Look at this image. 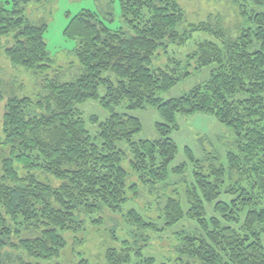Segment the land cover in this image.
Wrapping results in <instances>:
<instances>
[{"label": "trees", "instance_id": "obj_1", "mask_svg": "<svg viewBox=\"0 0 264 264\" xmlns=\"http://www.w3.org/2000/svg\"><path fill=\"white\" fill-rule=\"evenodd\" d=\"M31 1H0V48L11 37L7 59L38 83L33 98L0 86V264H62L53 262L68 247L64 234H80L86 218L103 210L122 212L140 197L139 182L150 194L168 196L157 198H166L164 206L155 202L163 225L129 209L123 218L133 241L109 248L105 264H264V0H232L242 20L235 34L209 21L188 25L177 0H118L127 30L113 31L101 14L83 10L64 30L77 41L79 69L63 76L52 73L47 24L25 16ZM195 32L211 38L187 57L197 69L212 67L210 78L163 100L160 94L191 72L181 62L152 69L153 61ZM90 100L111 112L96 136L80 109ZM124 103L128 110L157 108L159 140L134 141L142 123L115 110ZM177 114L212 115L233 132L223 164L208 167L209 160H197L186 148L192 174L186 163L172 167ZM130 170L138 183L130 181ZM228 180L234 183L226 186ZM183 221L189 225L174 233L172 257L158 261L145 253L151 247L147 231L163 233ZM93 222L102 224L100 218ZM74 255L73 264H93Z\"/></svg>", "mask_w": 264, "mask_h": 264}, {"label": "rangeland", "instance_id": "obj_2", "mask_svg": "<svg viewBox=\"0 0 264 264\" xmlns=\"http://www.w3.org/2000/svg\"><path fill=\"white\" fill-rule=\"evenodd\" d=\"M3 2L13 0H0ZM182 6L186 14L187 24H200L202 22L211 23L213 26H222L224 29L235 34L237 28L242 23L240 13L232 0H177ZM92 11L101 14V18L108 27L113 30L129 28L127 22L121 16V10L118 0H32L25 7V16L33 23L39 24L45 22L48 30L45 34V40L48 46V52L53 60L52 73L73 75L79 69V63L75 56L76 40H69L64 36V30L69 24L72 17L81 11ZM211 37L202 32L193 33L191 40L184 45L172 44L168 49L161 52V56H156L153 61L152 69L174 67L175 63L181 62L182 67L191 72V76L181 80L172 89L162 92L160 98L170 100L180 98L188 94L194 87L205 83L211 75L212 67L197 69L194 61H190L187 57L197 47L200 41L209 40ZM11 37L3 39L0 48V86L6 90H13L14 95L23 97H35L38 91L37 79L34 74L21 68H13L5 55V48L12 45ZM66 78V77H65ZM100 97H103L105 90L100 88ZM13 95V94H12ZM83 112V118L86 122V128L91 136H96L99 131L101 122L106 121L111 112L102 107L100 100H90L80 107ZM119 113H128L138 118L142 123V130L134 136V141L160 139V134L156 129L157 123L163 122V119L155 107L146 109L128 110L126 104H122L115 108ZM4 114V105L0 109V136L2 130L1 120ZM97 117L98 121L93 122L92 118ZM176 124L178 129L173 130L170 134L177 146L178 154L172 167L180 164H187L188 174H192L194 164L189 160L186 154V148H190L197 160H209L208 167L212 164H223L225 156L234 143L233 132L225 125L219 123L215 117L207 114L194 115H176ZM120 147L127 151V145L121 143ZM212 157L218 158V161ZM131 171V170H130ZM130 181L138 183L137 176L131 171ZM45 180H49L54 186L59 184L53 177L48 176ZM235 182V178L233 179ZM233 181L228 180L226 186ZM140 185L141 195L133 203L125 206L122 212L117 214L103 210L91 217L86 218L84 229L80 234L74 235L66 233L68 247L59 260L62 264H73L76 261L75 251L83 254L93 264H105V254L109 248H121L125 240L133 241L129 232L131 225L123 218V214L129 209L135 208L140 213H147L152 219H156L160 226L159 210L155 202L165 204L166 194L155 195ZM172 193V192H171ZM170 193V195H172ZM166 197L165 199H157ZM136 203V204H135ZM155 207L152 214L148 213V208ZM101 219L102 224L93 222ZM189 223V222H188ZM186 221L181 222L174 228H167L163 233H149L151 247L145 249V253L154 256L158 261L173 256L176 239L174 233L188 227ZM117 239H113L114 236Z\"/></svg>", "mask_w": 264, "mask_h": 264}]
</instances>
